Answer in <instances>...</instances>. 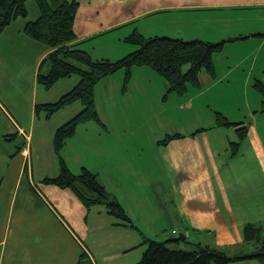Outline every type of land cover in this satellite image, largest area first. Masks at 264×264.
Instances as JSON below:
<instances>
[{
    "label": "crops",
    "instance_id": "0c3cea01",
    "mask_svg": "<svg viewBox=\"0 0 264 264\" xmlns=\"http://www.w3.org/2000/svg\"><path fill=\"white\" fill-rule=\"evenodd\" d=\"M79 3L74 23L77 37L72 44L94 59L118 60L136 50L137 46L125 40L134 30L146 37L208 41L236 38L226 42L224 49L259 38L261 42L253 55L255 62L257 52L264 48V0ZM25 24L22 20L18 27L23 30ZM22 35L24 45L35 50L32 63H27L36 88L39 67L52 48ZM115 46L119 47L118 53L103 50ZM114 56L117 58L112 59ZM203 73L200 81L202 77L208 80L209 74ZM115 75L122 80L124 72ZM113 76L104 79L113 80ZM218 77L216 73L213 79ZM67 79L69 90L79 81L74 76ZM104 79L99 84L100 93L109 91L106 84L102 86ZM123 83L116 86L121 96L131 91L129 83L125 89ZM77 103L66 107L76 105L57 120L55 114L50 118L43 113L38 115L35 107L23 123L12 113L9 116L3 110L0 112V264H77L83 250L80 238L96 264H136L146 249L145 238L154 239L145 231L146 226H172V230L177 226L184 231L181 234L186 236L185 242L200 239L206 233L213 234L219 244H229L243 241L246 223H264V130L253 122L247 124L248 135L236 156L231 155V143L239 141L237 127L206 126L208 129L196 134L182 133L183 137L167 144L157 141L160 155L154 160L149 153L140 156L146 147H152L150 142L141 144L136 152H140L138 157L130 153L134 131L129 136V129L132 120L138 124L135 118L130 117L123 128H116L100 116L107 132L115 131L118 135L110 145L101 143L100 150L91 148L93 154L82 167L99 174L100 181L118 198L137 228L124 225L104 205L88 209L72 190L44 183L45 178L59 174L55 132L62 122L83 108ZM84 128L80 125L78 132ZM5 132H14V136L4 138ZM64 149L62 155L74 172ZM154 193L160 198L156 202L152 199ZM155 205L160 213L154 215Z\"/></svg>",
    "mask_w": 264,
    "mask_h": 264
},
{
    "label": "rangeland",
    "instance_id": "374dc122",
    "mask_svg": "<svg viewBox=\"0 0 264 264\" xmlns=\"http://www.w3.org/2000/svg\"><path fill=\"white\" fill-rule=\"evenodd\" d=\"M27 6L29 11L28 17L24 19L21 16L15 19L7 27L8 29H4L0 36V112L5 111L9 116L11 113L14 114L16 120L21 123L29 119L31 108L35 107L34 105L56 102L63 94L70 91L68 89L70 81L67 78L49 89L41 84H38L34 88L31 66H28L27 62L30 61L32 63L35 50H30L28 45H24L21 39L24 29L21 30L18 25L22 20L26 23V20L37 19L40 11L35 0H29ZM259 42H261L260 39L256 38L250 44H239L242 47L238 46V44L229 45L223 51L216 53L214 55V62L216 73L219 77L213 79L216 78V75L215 77L209 75L208 80H210V83L202 77L201 88L189 86L187 93L183 96L175 92L168 93L169 82L167 79L149 66L133 67V78L131 77L129 82L130 94L121 96L118 93L119 87L116 86L124 82L126 74L123 71L124 77L121 80L115 74H120L122 71L117 72L113 74V77H110L113 80L104 79L102 86L106 84L109 91L100 93L99 84L102 81L96 85L95 96L98 113L104 122L109 125L114 124L116 128L120 126L123 128L129 124L130 117L132 119L135 118V122L141 125L134 123L133 120L131 121L129 136L134 132L132 144H130L133 151L130 153L133 157H138L140 152L138 154L136 152L140 150L141 144L145 145L150 142L152 147H146V151L142 152L140 156H146L149 153L154 160L160 155L156 147L157 141L159 143L168 134L184 133L185 135H191L200 127H213L217 112H221L233 121L243 120L245 125L253 122V125H256L263 132V96L254 87L255 80H264V48L257 52L256 62L253 60V55L256 54ZM40 44L43 45V43ZM131 45L134 46V44ZM21 48L24 50L22 51ZM103 50L115 53L119 50V47H109ZM94 53L98 54L97 51ZM116 58L117 56H114L112 59ZM203 72L206 71L203 70L201 73L204 74ZM73 76L79 78L76 74ZM35 90L36 92H34ZM167 94L168 99L166 98ZM76 102L83 107L81 101ZM74 106L67 109L66 107L62 108L56 112L54 120H57L58 116L72 110ZM255 110L258 111L255 112ZM65 122L67 121L65 120L62 124ZM137 125L138 127L136 128ZM83 126H85L84 129L88 130V132H84V129L78 132L77 129L75 135L68 139V143H66L64 149V153L75 173L80 171L85 160L93 154V151L90 150L91 148L95 147L100 150L101 143L105 141L106 145H110L112 144L111 139H114L118 135L115 131L108 133L107 129L96 121L84 123ZM13 133L5 132L4 134L14 136ZM117 152L120 153V151ZM119 156L121 157V155ZM124 158L127 162L131 161L128 157ZM143 161L146 163V158ZM242 170L244 171V168ZM155 186L156 184L154 183V189ZM159 196L161 195L159 194ZM157 198L155 193L152 194V199L155 202ZM157 207L158 205L154 206V215L160 213ZM175 227L178 230L176 234H173L172 226H146L144 229L154 239L167 241L184 232L181 228ZM197 243L224 249L230 255L249 253L255 249L254 242H247L244 238L239 243L219 244L213 239V234L207 235L206 233L201 234L200 239L191 238L187 242L182 241L179 244L178 242L177 244L171 242L167 245L170 248L193 250L197 248ZM230 264L260 263L258 259H241L233 261Z\"/></svg>",
    "mask_w": 264,
    "mask_h": 264
},
{
    "label": "trees",
    "instance_id": "16d2710c",
    "mask_svg": "<svg viewBox=\"0 0 264 264\" xmlns=\"http://www.w3.org/2000/svg\"><path fill=\"white\" fill-rule=\"evenodd\" d=\"M28 1L0 0V36L15 19L21 16L28 17ZM35 1L39 7V16L35 20L26 22L24 33L31 39L52 48L39 67L38 83L49 89L61 79L75 74L79 76L78 83L70 91L63 94L56 102L37 104L35 112L38 115L43 113L50 118L76 101H81L83 105L81 111L57 128L54 148L59 161V174L55 177H47L43 182L72 190L88 209L104 205L108 212L118 217L124 225L137 228L118 198L100 181L99 174L87 167H82L78 173L73 172L66 163L62 150L80 125L96 121L105 127L97 110L95 89L96 85L107 76L125 71V89L132 77L134 66H149L167 79L168 93L175 92L183 96L189 86L201 87L200 73L203 70L215 77L214 55L223 51L226 42L236 38L208 41L170 36L146 37L138 30H134L125 40L137 46L136 50L118 60L94 59L87 51L72 44L77 37L74 23L79 0ZM254 87L262 94L264 104V80H255ZM167 96L168 94L166 98ZM214 126L237 127L239 141L231 143V155L236 156L241 143L248 135V126L243 121L230 120L221 112L216 113ZM206 129L208 127H200L192 134ZM183 136L184 134L181 133L168 134L159 141V144H167L170 140ZM3 137L11 138V134ZM244 238L247 242H254L255 249L238 255H230L224 249L201 243H197V248L193 250L170 248L167 244L171 242L177 244V241L145 238L146 249L141 260L136 264H230L241 259H258L260 264H264V223H246ZM80 240L83 250L77 264H96L87 245L81 238Z\"/></svg>",
    "mask_w": 264,
    "mask_h": 264
},
{
    "label": "water",
    "instance_id": "95a60500",
    "mask_svg": "<svg viewBox=\"0 0 264 264\" xmlns=\"http://www.w3.org/2000/svg\"><path fill=\"white\" fill-rule=\"evenodd\" d=\"M185 237H186V236H185L184 234H181L180 236L175 237L174 240H175V241H183V240H185Z\"/></svg>",
    "mask_w": 264,
    "mask_h": 264
},
{
    "label": "bare ground",
    "instance_id": "6f19581e",
    "mask_svg": "<svg viewBox=\"0 0 264 264\" xmlns=\"http://www.w3.org/2000/svg\"><path fill=\"white\" fill-rule=\"evenodd\" d=\"M174 230L176 231V232H174ZM178 232V230H176V229H173V234H176ZM173 240H174V238H172ZM175 241V240H174Z\"/></svg>",
    "mask_w": 264,
    "mask_h": 264
},
{
    "label": "built area",
    "instance_id": "2783aa9c",
    "mask_svg": "<svg viewBox=\"0 0 264 264\" xmlns=\"http://www.w3.org/2000/svg\"><path fill=\"white\" fill-rule=\"evenodd\" d=\"M174 232H176V231L174 230Z\"/></svg>",
    "mask_w": 264,
    "mask_h": 264
}]
</instances>
